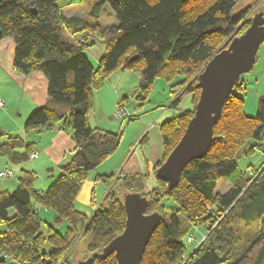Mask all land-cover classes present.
<instances>
[{
  "label": "trees",
  "instance_id": "1",
  "mask_svg": "<svg viewBox=\"0 0 264 264\" xmlns=\"http://www.w3.org/2000/svg\"><path fill=\"white\" fill-rule=\"evenodd\" d=\"M80 1L88 9L84 17L63 13L61 2L71 0H0V42L14 40V70L27 75L41 71L48 80V101L31 113L25 128L61 127L75 142L71 159L60 166L46 190L35 187L36 172L25 168L19 171L15 189L0 188V264H78L101 253L125 228L126 193L147 196V213L162 215L139 264H264V161L249 173L239 171L237 165L241 151L252 153L258 148L264 153V95L259 96L256 113L247 114L239 79L204 157L190 161L171 189L156 175L194 115L201 92L199 74L255 16H264L259 6L255 9L261 0ZM105 4L115 12L117 23L104 27L98 18ZM68 30L80 33V40L68 38ZM97 42L105 52L95 67L87 49ZM117 69L140 74L139 108L158 77L170 84L172 97L184 86L172 107L191 94L193 108L160 124L166 155L151 172L101 177L106 193L100 207L88 216L75 204L81 186L89 172L117 150L122 138L121 131L90 123L95 92ZM137 116L134 113L127 120ZM32 145L20 136H9L0 143V158L15 165L25 163ZM150 173L157 182L147 190ZM223 178L232 182L231 189L215 193ZM164 199L172 206L164 205ZM35 204L55 211L54 224L43 219ZM61 223H66L65 228ZM197 228L204 229V236L189 249L185 241H195ZM92 264H117V259L113 253L96 257Z\"/></svg>",
  "mask_w": 264,
  "mask_h": 264
},
{
  "label": "rangeland",
  "instance_id": "2",
  "mask_svg": "<svg viewBox=\"0 0 264 264\" xmlns=\"http://www.w3.org/2000/svg\"><path fill=\"white\" fill-rule=\"evenodd\" d=\"M71 1H72L71 3L61 2V4L63 5L62 6L63 13L66 16L77 15L84 17L87 15L88 9L85 2H82L80 0H71ZM243 3L247 4L248 2H243ZM243 3H241L237 7V9H239L242 5H244ZM258 6L264 12V0H261L257 4V6L255 7L256 10H258L257 9ZM98 23L104 27L117 23L115 12L108 4H105L103 6L99 14ZM66 35L68 38L71 39L73 38L74 40H80V33L76 34L73 32V30H68ZM104 52H105V47L100 42H97L94 46L89 47V49H87V55L95 67L98 66L99 60L104 54ZM0 70H4L3 66H0ZM114 72L116 73L112 75L113 76L112 78L115 79L116 83L119 81V85L120 86L124 85V87L127 90V98L124 99L126 112L129 114L137 113L136 111L139 112L145 111V112H143V114H141L140 117H138L136 120L134 119L132 121H129L127 119H123V120L117 119L113 114L115 120H113L112 124L117 127L111 131H115V132L121 131L122 138L117 150L107 159H105L103 162L106 163L110 162L107 169H112L115 172V175H120V174L129 175V173H135L136 171H137L136 173H141L144 171L141 167V163L138 162V160L141 157L139 152L142 151L140 145L138 144L140 138L142 137L139 136L141 134V131L146 128L147 129L149 128L148 131L151 134V136L150 139H148L147 144H149L151 155L152 153L155 155L156 153H158L159 148L160 149L163 148L160 158H158V160L154 163L156 164L158 161L164 159L166 155V149L163 147L160 130H159L161 122L164 119L170 117L169 115L171 114L175 113L176 115H178L187 109H192L193 108L192 95L186 94L185 96H183L177 108L172 107L171 106L172 99L174 101V99H176L178 96L182 94L184 86L180 87L178 89V92L174 95V97H172L170 92V84L167 81H165L162 77H158L155 83L153 84V87L149 94L151 97V101L150 102L146 101L144 104L145 106L143 105L141 108H139V106L137 107L135 104L136 103L139 104L138 93H139V84L141 80L140 74L138 72L123 70V69H117ZM239 79L240 82H243V87H244L243 96L245 98V110L247 114H255L257 111L259 96L264 95V40L259 46V49L256 54V60L252 69L249 70L248 72L241 74ZM180 80L181 77H177L175 79V82H179ZM0 83H1L0 86L2 87L3 86L2 82ZM251 104H252V108H250ZM119 106L122 105L118 104L115 108V111L119 108ZM143 107L146 108L143 109ZM165 108L167 109L168 113L162 118H160L158 121L157 119L158 115ZM2 111L3 109L0 110V112ZM152 122H155L156 124ZM14 127H16V124L12 121L10 116L7 114L2 115L1 113L0 134L2 138L0 140V143L6 142L9 136H13V137L21 136L24 139L27 138L24 132L21 131L19 132L18 131L19 129L16 130ZM120 127H122V129L118 130ZM29 134H30V139H32L33 141L36 140L37 142L40 141V138L42 136L41 133H37L36 131H30ZM144 134L145 132H143L142 135ZM45 142H49L48 139ZM147 144L145 145L147 146ZM146 146H144L143 150H147L148 152V148L146 149ZM132 153L134 155L129 160V157L131 156ZM70 154L71 153H69L68 155L70 156ZM71 157L69 158V160L71 159ZM69 160L65 163H68ZM263 161H264V153L262 152L261 149L257 148L252 153L250 152L245 153L241 151L240 155L237 158L238 170L241 172L249 173L251 172L252 169L260 167ZM137 163L140 167L139 170H133L134 168H132V166H136ZM39 164L42 167L41 163ZM43 166L45 167V165ZM151 166L153 165L151 164ZM0 168H4L3 171L11 170L13 172L11 177H6V176L0 177V187H5V185L11 183H12L11 186H14L15 184L13 182H17L16 175L18 170L16 169V166L8 165V163H6L2 158H0ZM151 169L152 168L150 167L148 171L151 172ZM98 172L99 169L95 168L90 172V174H88L87 179L82 184L81 190L75 201L76 207L81 211H83L84 213H86L88 216H91L94 213V211L100 207V202L103 200L104 195L106 193L105 183L102 180L97 179L96 175L98 174ZM45 175L46 173L45 174H43V172L39 173L38 178L35 182L37 188L42 187L41 185L43 184V181L47 179L48 174L46 176ZM42 177H44V179H41ZM156 182L157 181L155 175L153 173H150V175H148L147 180L145 182V189L151 190L152 187L155 186ZM217 184L218 185L216 186L215 193L223 194L232 187V182L228 178L220 179ZM14 187L12 189H14ZM162 202L166 206H172L169 200L164 199L162 200ZM11 212L13 213V210H11ZM50 212L52 213V216H48V214L45 213V211L41 212V216L43 217L44 220L48 221L51 224H54L55 211L51 210ZM56 227L58 229L61 228L59 225H57ZM200 230L204 233V229H200ZM185 244H187L188 248L191 247V243L185 241ZM45 248L48 250L51 248V245L47 243Z\"/></svg>",
  "mask_w": 264,
  "mask_h": 264
},
{
  "label": "water",
  "instance_id": "3",
  "mask_svg": "<svg viewBox=\"0 0 264 264\" xmlns=\"http://www.w3.org/2000/svg\"><path fill=\"white\" fill-rule=\"evenodd\" d=\"M264 40V16L257 15L244 33L234 37L228 47L218 51L198 76L201 89L195 112L187 127L157 169L159 179L171 189L179 183L185 166L193 159L202 158L208 151L224 103L230 96L241 74L252 69L260 44ZM126 224L123 232L103 249L78 264H92L96 257L115 254L117 264H139L151 236L159 226L162 215L147 213L149 198L139 193L124 196Z\"/></svg>",
  "mask_w": 264,
  "mask_h": 264
},
{
  "label": "crops",
  "instance_id": "4",
  "mask_svg": "<svg viewBox=\"0 0 264 264\" xmlns=\"http://www.w3.org/2000/svg\"><path fill=\"white\" fill-rule=\"evenodd\" d=\"M14 52H15V42L12 38H5L0 42V66H3L4 68V70H0V82H2L3 85L2 87L0 86V99L3 101V105L0 108V110L3 109V111L0 112V114L2 113V115L7 114L10 116L12 121L16 124V127L14 128L16 130L19 129L18 130L19 132L20 131L24 132V134L26 135L27 138L25 139L23 138L25 143L26 144L33 143L31 147V153L36 152L37 156L34 158L30 156L31 158L27 162L19 165L12 164L7 160L3 158L2 159L6 163H8V165L16 166V169L18 170L16 176H18L19 171L23 168L34 170L37 174V178L40 172H43V174L46 173V175L48 174L47 179H45L43 181V184L41 185L42 187L37 188L35 185V187L38 190L44 191L49 187V185H51L55 181V179L59 175L60 166L64 165L65 162H67L71 157L75 149V142L71 136V133L63 130L61 127H54L53 129H41V131H36L37 133H41L42 135L40 141L38 142L36 140L35 142L32 139H30V134H29L30 131L25 128V124L31 113L37 108L44 106L48 101L49 98L48 80L45 74L41 71H34L31 74L27 75L14 70L13 67ZM115 73L116 72L111 73L109 78L105 81L103 87L95 92V106L90 114V123L94 127H99L106 130H114V128L117 127L112 124L113 120H115L113 114L118 104L123 103L125 105L124 99L127 98V90L124 87V85L120 86L119 81L116 83L115 79L112 78L113 77L112 75H114ZM147 101L149 102L151 101L150 95ZM135 105L138 107L137 103ZM146 107H143V109ZM250 108H252V104ZM136 112H137L136 114H138L137 116L138 118L145 111L143 112L136 111ZM167 113L168 111L166 108L162 112H160V114L157 117L158 121ZM250 115H254V114H250ZM169 116L170 117L164 119L162 122L173 118L174 116H176V114L174 113ZM121 129L122 127H120L118 130ZM148 129L146 128L141 131L140 135L138 134L140 137L142 136L141 138L139 137L140 141L138 142L142 150L139 152L141 157L138 160V162L141 163V167L144 170L141 173H147L149 168L150 167L152 168L151 164L154 165V163L158 160V158H160V155L162 154L163 151V148L162 149L159 148L158 153H156L155 155L153 153L152 155L150 154L149 144H147V142L148 139H150L151 134L149 133ZM143 132H145L144 135H142ZM47 139L49 142H45ZM143 143L147 144V146ZM144 146H146V149L148 148V152L147 150H143ZM69 153H71L70 156L68 155ZM133 155L134 154L132 153L131 156L129 157V160L132 158ZM39 163H41L42 167L40 166ZM103 163H101V165L97 167L99 169V172L96 176L97 179L100 180L102 176L115 174V172L112 169H107L110 162L108 163L103 162ZM43 165H45V167ZM132 168H134L133 170H139L140 167L137 163V165L132 166ZM3 169L4 168H0V171H3ZM129 174H134V173H129ZM44 177H42L41 179H44ZM13 183L15 184L14 186L16 187L17 182H13ZM11 184L5 185V187H0V188L11 192L13 190L12 188L14 187L11 186ZM35 205L39 207L38 204ZM42 211H45V213H47L48 216H52V213L50 212L51 210L41 206L39 207L40 214ZM61 227L65 228V224L61 223ZM0 230H3L1 226H0ZM193 233H194L193 236L195 241L188 242L191 243V247L189 249H192L195 246L196 241L200 240L203 237V232L198 228L195 229Z\"/></svg>",
  "mask_w": 264,
  "mask_h": 264
},
{
  "label": "built area",
  "instance_id": "5",
  "mask_svg": "<svg viewBox=\"0 0 264 264\" xmlns=\"http://www.w3.org/2000/svg\"><path fill=\"white\" fill-rule=\"evenodd\" d=\"M3 105V101L0 99V106ZM114 115L117 119H129L132 114H129L126 112V108L124 105L122 106H119V108L114 112ZM37 156V153L36 152H33L31 154V157H36ZM13 174V172L11 170H5V171H0V177H11ZM192 238L190 237L189 240H191Z\"/></svg>",
  "mask_w": 264,
  "mask_h": 264
}]
</instances>
